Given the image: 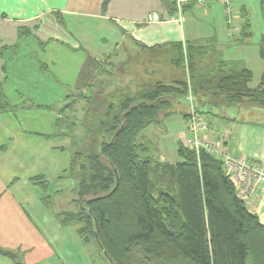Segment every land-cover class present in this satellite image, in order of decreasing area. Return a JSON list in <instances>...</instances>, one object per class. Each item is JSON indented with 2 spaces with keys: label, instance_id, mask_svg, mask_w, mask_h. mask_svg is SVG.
Instances as JSON below:
<instances>
[{
  "label": "trees",
  "instance_id": "obj_1",
  "mask_svg": "<svg viewBox=\"0 0 264 264\" xmlns=\"http://www.w3.org/2000/svg\"><path fill=\"white\" fill-rule=\"evenodd\" d=\"M240 31L249 36L248 20ZM201 51L189 46L185 53L178 45L173 62L180 77L172 85L153 81L104 97L83 125L91 143L72 155L62 173L78 181L77 210L61 213L64 224L79 223L82 240L95 241L114 264H264V224L238 197L223 162L205 149L198 156L183 143L180 163L163 162L144 134L175 113L171 104L190 97V88L194 100L211 92L229 105L246 99L264 105V77L262 88L251 90L248 69L222 62L208 80L197 70ZM15 106L0 91V112ZM0 253L17 262L13 252Z\"/></svg>",
  "mask_w": 264,
  "mask_h": 264
},
{
  "label": "crops",
  "instance_id": "obj_2",
  "mask_svg": "<svg viewBox=\"0 0 264 264\" xmlns=\"http://www.w3.org/2000/svg\"><path fill=\"white\" fill-rule=\"evenodd\" d=\"M104 3L105 0H0V52L11 47L20 50L23 40L34 36L48 58L51 52L80 54L79 58L84 60L80 77L85 69L87 78L86 84L83 81L80 84L81 93L89 96L85 104H94V109L118 88H139L153 81L172 85L177 78L176 70L167 72L161 65L163 60H168L170 66H175L173 59L178 45L185 53L189 46L201 48L199 63L204 78L214 77V70L220 71L225 62L232 64V68H246L251 72L248 85L251 90L262 88L264 0H231L236 33H232L227 23L226 5L222 0H210L207 6L187 5L181 20H176L175 0H110L105 6ZM151 14L157 16V22L150 20ZM246 20L249 36L240 33ZM33 53L39 57L38 50L29 54ZM149 56L152 57L145 58ZM147 63L151 65L146 66ZM88 87L93 88L90 95ZM199 95L196 100H191L193 94L184 98L189 107L185 111L181 110V100L173 102L171 109L175 113L161 117L145 130L144 134L156 144L158 158L174 164L182 161L178 151L187 128L186 117L192 105H197L208 114L205 117L202 111L211 130L209 139L217 141L219 133L228 130L233 137L224 143L226 150L264 164L261 100L246 99L229 105L221 103L211 92ZM82 98L80 103L84 102ZM6 164L5 160L0 170L4 167L5 172ZM6 187L0 177V248L13 252L21 264H54L50 258L55 251L48 248L44 231ZM246 205L264 224V193ZM61 213L56 215L61 225L70 224H64ZM79 238L82 241L80 235ZM2 256L11 259L0 253ZM11 260L6 264H18Z\"/></svg>",
  "mask_w": 264,
  "mask_h": 264
},
{
  "label": "rangeland",
  "instance_id": "obj_3",
  "mask_svg": "<svg viewBox=\"0 0 264 264\" xmlns=\"http://www.w3.org/2000/svg\"><path fill=\"white\" fill-rule=\"evenodd\" d=\"M17 48L0 52V87L9 101L16 104L14 111L0 112V167L5 160L8 163L5 172L4 167L0 170L1 183L6 184L44 231L48 248L55 251L52 260L49 259L52 263L111 264L95 241H81L77 233L79 223L62 226L56 216L77 208L78 181L61 176L72 155L91 143L83 125L89 123L95 106L79 101L80 84L87 81L85 69L80 77L84 60L79 58L80 54L61 52H51L48 58L34 36L24 39L20 50ZM37 50L39 57L29 54ZM163 61L162 70H176L179 78L180 69L170 66L168 60ZM200 67L198 63L197 70ZM186 77L190 83L189 69ZM88 89L90 95L93 88ZM85 101H89V96ZM181 103L182 111L189 108L184 98ZM0 258L1 264L13 262Z\"/></svg>",
  "mask_w": 264,
  "mask_h": 264
},
{
  "label": "built area",
  "instance_id": "obj_4",
  "mask_svg": "<svg viewBox=\"0 0 264 264\" xmlns=\"http://www.w3.org/2000/svg\"><path fill=\"white\" fill-rule=\"evenodd\" d=\"M210 0H175L178 11L176 20H181L183 10L187 5L197 4L207 6ZM226 5V18L232 33L237 32V21L234 16V10L231 0H222ZM150 20L157 22L156 15L151 14ZM191 96V95H190ZM192 100V96L190 97ZM186 132L182 136V143L191 148L199 156L201 150L205 149L214 154L223 162V168L226 175L235 186L238 197L245 203L255 196H261L264 193V164L248 159L245 156L234 155L223 146L226 141L233 137L228 130L219 133L220 139L213 141L209 139L208 132L210 128L203 114L199 113L192 105L190 112L186 117Z\"/></svg>",
  "mask_w": 264,
  "mask_h": 264
},
{
  "label": "water",
  "instance_id": "obj_5",
  "mask_svg": "<svg viewBox=\"0 0 264 264\" xmlns=\"http://www.w3.org/2000/svg\"><path fill=\"white\" fill-rule=\"evenodd\" d=\"M96 237H97V239H98V234L96 233ZM104 254L108 257V255H107V252L106 251H104ZM109 258V257H108ZM110 262L112 263V264H114L113 262H112V260L110 259Z\"/></svg>",
  "mask_w": 264,
  "mask_h": 264
}]
</instances>
